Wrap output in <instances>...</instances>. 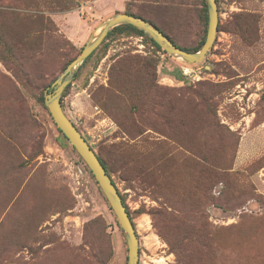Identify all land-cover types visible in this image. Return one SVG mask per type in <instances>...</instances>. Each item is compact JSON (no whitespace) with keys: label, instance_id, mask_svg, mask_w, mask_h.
I'll list each match as a JSON object with an SVG mask.
<instances>
[{"label":"rangeland","instance_id":"rangeland-1","mask_svg":"<svg viewBox=\"0 0 264 264\" xmlns=\"http://www.w3.org/2000/svg\"><path fill=\"white\" fill-rule=\"evenodd\" d=\"M14 1L31 27L20 39L44 44L45 55L35 57L24 92L0 62V264H128L123 229L41 101L43 87L118 13L198 47L207 2ZM217 2L219 29L198 64L200 82L178 80L183 63L145 36L115 32L65 94L66 114L113 170L139 237V264H178L160 233L177 243L188 217L217 231L210 250L189 246L188 264H264V0ZM41 26L43 41L29 34ZM157 211L179 221L155 218Z\"/></svg>","mask_w":264,"mask_h":264},{"label":"water","instance_id":"water-1","mask_svg":"<svg viewBox=\"0 0 264 264\" xmlns=\"http://www.w3.org/2000/svg\"><path fill=\"white\" fill-rule=\"evenodd\" d=\"M206 2L208 30L205 43L200 51L196 53L186 52L177 47L164 33L148 21L126 13H118L101 25L98 34L90 39L79 56L68 65L53 83L52 91L47 90L45 92V105L52 119L93 173L123 229L128 245V264H139L140 261V243L135 225L118 188L104 169L96 151L66 114L62 104V96L66 88L73 82L81 66L98 50L110 32L121 25H130L143 31L164 52L183 64L197 65L202 63L213 47L219 29L218 2L217 0H206Z\"/></svg>","mask_w":264,"mask_h":264},{"label":"trees","instance_id":"trees-1","mask_svg":"<svg viewBox=\"0 0 264 264\" xmlns=\"http://www.w3.org/2000/svg\"><path fill=\"white\" fill-rule=\"evenodd\" d=\"M14 0H8L7 4L0 5V62L3 64V66L6 68L7 71L11 72L13 76L16 78V80L19 83L20 90L22 92L26 91L27 86L31 87L30 84H32L31 79V70L33 72V68H35L36 62L35 57L37 55H41L42 57L45 55L43 45H40L39 49L36 47H31L29 44L28 38H24L23 41L20 39L21 35L23 34L22 30H30L31 27L29 24H25L26 21L22 18L21 14H17V11L22 8L21 1H14ZM205 12L206 14V21L208 22V8L207 5H205ZM126 14L144 19L148 21L149 23L156 26L162 33H164L177 47L181 48L182 50L189 52V53H196L201 50L203 47L206 36L202 39L200 45L194 49L186 48L181 45H179L169 34H167L161 27L156 25L155 23L151 22L150 20L143 18L142 16L126 12ZM245 15L241 14L240 17H244ZM23 23V25H22ZM43 24V22H42ZM47 27H40V30L37 31L36 29L33 32H30L29 34H33L36 32V34H41L40 40L43 41L45 39V31ZM115 32L120 33H127V34H135L145 36L147 39L150 40L151 43H153L157 49L162 50L159 45H157L156 42H154L149 36H147L143 31L130 26V25H121L116 28H114L110 34L111 36ZM207 32V31H206ZM107 37V38H108ZM106 38V39H107ZM45 43V41H44ZM29 44V45H28ZM42 47V48H41ZM164 52V51H163ZM95 53V52H94ZM94 53L87 59V61L94 55ZM166 55L167 53L164 52ZM168 56V55H167ZM76 59V58H75ZM73 61V60H72ZM71 61V62H72ZM86 61V62H87ZM70 62V63H71ZM86 62L81 66V68L86 64ZM69 63V64H70ZM144 63L143 65H146V62L142 61ZM68 64V65H69ZM67 65V67H68ZM66 67V68H67ZM65 68V69H66ZM80 68V70H81ZM128 71V70H127ZM180 72L178 74V80L183 79L184 77L179 69ZM128 73V72H127ZM126 73V74H127ZM79 76L78 73H76L75 79H77ZM55 82V81H54ZM49 84V87L47 86L43 87V94L41 96V101L43 102L45 100V92L49 90L52 91V85L53 83ZM68 86L62 96V104L64 107V98L66 92L69 90ZM46 88V89H45ZM111 90H114L118 93H129L130 88L126 85H114L113 83L110 84ZM111 92V91H110ZM59 132L62 134L63 139L68 141V139L63 135V133L59 130ZM98 155V154H97ZM98 158L100 159L104 169L106 170L107 174L112 178L113 170L111 169V166L109 163L101 156L98 155ZM224 172V170H222ZM113 183L116 185V182L112 178ZM117 187V185H116ZM118 188V187H117ZM119 190V189H118ZM120 192V191H119ZM120 195L122 197V200L124 204L126 205L125 199L123 198L121 192ZM127 207V205H126ZM128 209V207H127ZM171 212L174 211L173 208H170ZM129 211V209H128ZM130 214V212H129ZM153 216L156 218L163 217L165 221L167 222H175L179 221L176 219V217L172 216L171 213L167 212L164 213L162 211H157L153 213ZM131 217V215H130ZM132 220V218H131ZM188 227L184 233L183 238H181L177 243L174 241H171L169 239H165L164 236L160 233L161 238L168 244V246L174 251L178 258V264H188V261L192 255L191 250L189 249V246L192 244H199L204 249L210 250L212 243L216 240V234L217 231H214L210 228L208 224H200L198 225V222H195V218H193L191 221L188 219ZM157 224V221H156ZM155 224V228L159 231L158 225Z\"/></svg>","mask_w":264,"mask_h":264},{"label":"built area","instance_id":"built-area-1","mask_svg":"<svg viewBox=\"0 0 264 264\" xmlns=\"http://www.w3.org/2000/svg\"><path fill=\"white\" fill-rule=\"evenodd\" d=\"M180 71L184 80L188 82L197 83L204 79L202 68L197 65L182 64Z\"/></svg>","mask_w":264,"mask_h":264},{"label":"crops","instance_id":"crops-1","mask_svg":"<svg viewBox=\"0 0 264 264\" xmlns=\"http://www.w3.org/2000/svg\"><path fill=\"white\" fill-rule=\"evenodd\" d=\"M1 66V65H0Z\"/></svg>","mask_w":264,"mask_h":264}]
</instances>
